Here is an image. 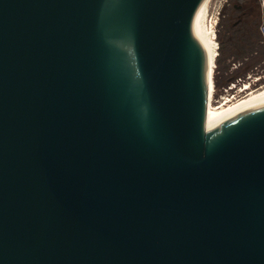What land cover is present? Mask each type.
<instances>
[{"label": "water", "instance_id": "1", "mask_svg": "<svg viewBox=\"0 0 264 264\" xmlns=\"http://www.w3.org/2000/svg\"><path fill=\"white\" fill-rule=\"evenodd\" d=\"M202 1L0 0V264H264V104L206 130Z\"/></svg>", "mask_w": 264, "mask_h": 264}, {"label": "rangeland", "instance_id": "2", "mask_svg": "<svg viewBox=\"0 0 264 264\" xmlns=\"http://www.w3.org/2000/svg\"><path fill=\"white\" fill-rule=\"evenodd\" d=\"M206 11L207 22L216 33L217 54L219 53L211 74V77L216 76L219 85L212 88V97L209 100L211 106L215 107L222 103L235 102L250 91L264 86V60L253 63L235 58L233 52L236 50L234 42L237 35L232 36L229 33L225 38L222 35L217 37V25L220 22V28L236 26L242 29L240 31L247 29L258 32L263 22V14L258 0H208ZM245 83L250 84V88L240 91Z\"/></svg>", "mask_w": 264, "mask_h": 264}, {"label": "bare ground", "instance_id": "3", "mask_svg": "<svg viewBox=\"0 0 264 264\" xmlns=\"http://www.w3.org/2000/svg\"><path fill=\"white\" fill-rule=\"evenodd\" d=\"M208 0H203L195 12V24L199 34V38L202 44V47L208 58L207 63V74L209 79L211 78L212 69H213V58L216 54V39L213 28L206 19V9H207ZM209 95L207 103V111L205 117V128L210 130L220 123L228 120L229 118L239 114L250 108L263 105L264 104V86L258 90L250 91L245 97L239 99L230 104L222 103L219 106L212 107L209 103L212 91V81L209 80ZM250 88V84H243L240 88V91H246Z\"/></svg>", "mask_w": 264, "mask_h": 264}, {"label": "trees", "instance_id": "4", "mask_svg": "<svg viewBox=\"0 0 264 264\" xmlns=\"http://www.w3.org/2000/svg\"><path fill=\"white\" fill-rule=\"evenodd\" d=\"M221 23L217 25V37L227 36V34L231 33L232 36L237 35L235 44V51L233 54L235 58L240 59L241 61H251L253 63H259L264 60V39L258 29L256 31H248L247 29H243V31L234 30L236 26H231L230 28H220ZM260 27V26H259ZM237 28V27H236ZM220 45H222L220 43ZM220 49V46L218 47ZM219 53L217 54V44H216V54L213 58V66H215V62L218 60ZM264 66V64H263ZM213 88L218 87L219 83L216 76L211 77Z\"/></svg>", "mask_w": 264, "mask_h": 264}, {"label": "built area", "instance_id": "5", "mask_svg": "<svg viewBox=\"0 0 264 264\" xmlns=\"http://www.w3.org/2000/svg\"><path fill=\"white\" fill-rule=\"evenodd\" d=\"M258 3H259V6H260V9L262 11V14H263V22L262 24L260 25L259 29H260V32L262 34V37L264 39V0H258ZM216 23V22H215ZM214 23V24H215ZM214 31V29H213ZM215 34V33H214ZM215 36V35H214Z\"/></svg>", "mask_w": 264, "mask_h": 264}, {"label": "flooded vegetation", "instance_id": "6", "mask_svg": "<svg viewBox=\"0 0 264 264\" xmlns=\"http://www.w3.org/2000/svg\"><path fill=\"white\" fill-rule=\"evenodd\" d=\"M234 30H239V31H240V30H242V29H241V28H236V27H235Z\"/></svg>", "mask_w": 264, "mask_h": 264}]
</instances>
